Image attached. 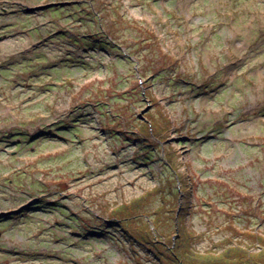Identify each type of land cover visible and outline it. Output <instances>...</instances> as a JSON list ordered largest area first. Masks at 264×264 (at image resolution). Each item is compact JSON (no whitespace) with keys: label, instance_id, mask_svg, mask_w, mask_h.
Instances as JSON below:
<instances>
[{"label":"rangeland","instance_id":"1","mask_svg":"<svg viewBox=\"0 0 264 264\" xmlns=\"http://www.w3.org/2000/svg\"><path fill=\"white\" fill-rule=\"evenodd\" d=\"M142 194L127 232L182 221L176 255L110 214ZM262 249L264 0H0V264Z\"/></svg>","mask_w":264,"mask_h":264},{"label":"trees","instance_id":"2","mask_svg":"<svg viewBox=\"0 0 264 264\" xmlns=\"http://www.w3.org/2000/svg\"><path fill=\"white\" fill-rule=\"evenodd\" d=\"M149 126H150V131L152 132V130L154 129V127H156L157 125L155 124V126L153 127L152 124L148 123ZM153 137V136H152ZM157 142L160 143V141H158L156 139ZM174 172V170H173ZM178 183H180V180L178 178ZM182 191V190H181ZM147 195H149V192L146 193ZM146 194H142V196H140V198H135L125 204H120L118 206H116L115 208H113L111 211H110V214L112 215V217L114 218H117L115 219V222L123 229V231H125L128 235V237L131 239L130 241L132 242L131 243V247L132 245H138L140 247H143L144 249H146L147 251H151V248H155L157 249V247H161L159 248V252L158 253H155V257L157 259H159L160 257L158 256H161L162 252H164V249L167 250V249H170L169 251V254L170 255H176V250L175 248L180 244V240L184 237V235L187 236V228L185 226H183L182 224V221H177V226L179 227L178 229V232H177V237L175 238V241L174 242H167L166 243V239L163 237L162 238V241H159V240H153L152 238L154 236H152V232L149 231L146 232L145 231V227H141L140 229H138V232L137 234H133L132 232H127L128 231V226H130V222H132V216L133 215V212H137L138 210H140L142 208V205L143 204V200H145V197H147ZM120 221V223H119ZM144 231V232H142ZM133 250V249H132ZM250 252H248L249 254ZM256 255H262L261 258L256 264H264V249L258 251L257 253H255ZM195 255V253H194ZM250 255V254H249ZM248 255V257H250ZM164 256H166V254H164ZM163 256V257H164ZM262 260V261H261ZM179 263L181 262L180 260L178 261Z\"/></svg>","mask_w":264,"mask_h":264},{"label":"flooded vegetation","instance_id":"3","mask_svg":"<svg viewBox=\"0 0 264 264\" xmlns=\"http://www.w3.org/2000/svg\"><path fill=\"white\" fill-rule=\"evenodd\" d=\"M23 210L25 211L24 207L20 208V210L17 212V214L20 213V212H22Z\"/></svg>","mask_w":264,"mask_h":264}]
</instances>
